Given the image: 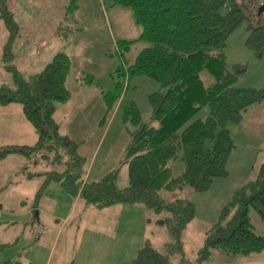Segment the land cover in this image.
<instances>
[{"label":"trees","instance_id":"trees-1","mask_svg":"<svg viewBox=\"0 0 264 264\" xmlns=\"http://www.w3.org/2000/svg\"><path fill=\"white\" fill-rule=\"evenodd\" d=\"M262 3L264 0L112 1V6L130 9L141 28L136 39L117 42L121 58L126 61L125 53L137 41L144 46L131 63L110 72L114 91L102 92L105 115L119 101L124 80L147 75L160 84L159 90L148 95L150 116L156 125L143 121L134 104L126 107L125 115H132L136 129L131 131L132 138L122 160L128 163V184L119 189L115 184L116 170L100 180L82 178L84 161L78 152L79 143L62 133L53 117L57 104L71 96L66 86L69 56L58 51L38 71L22 74L12 55L18 24L8 1L0 0V18L9 33L3 67L12 77L11 85L0 84V105L19 104L37 135L34 145H0V160L16 154L25 157L27 161L19 164V170L31 178L34 174L42 175V171L29 173L28 164L33 162L29 160L44 148L53 152L51 158L55 161L51 165L58 167L51 170L53 174L48 172L44 185L58 181L68 194L96 209L141 202L157 213L167 211L169 215L163 221L171 237L166 244L169 248L161 252L147 245L129 264H172L170 255L181 251V233L194 217L192 203L185 197H176V191L184 188L204 191L214 178L227 174L226 163L234 144L226 125L241 121L249 107L264 100V85L260 88L233 85L238 72L229 68L224 53L228 36L243 22L248 31L245 45L256 55L264 51V14H258ZM71 8H76V0L70 1L67 9ZM204 73L213 80L205 83ZM82 81L91 84L92 78L83 76ZM202 106H207V116L190 121ZM42 157L41 162L51 163L45 159L48 158L45 152ZM174 162L183 164L178 175L172 171ZM35 163H39L37 159ZM161 191L173 194L174 198H163ZM249 208L264 223V162L258 176L237 188L222 207L217 221L206 232L198 261L207 260L214 249L244 256L264 251V235L254 232Z\"/></svg>","mask_w":264,"mask_h":264},{"label":"rangeland","instance_id":"rangeland-1","mask_svg":"<svg viewBox=\"0 0 264 264\" xmlns=\"http://www.w3.org/2000/svg\"><path fill=\"white\" fill-rule=\"evenodd\" d=\"M7 1L21 25V35L16 40L21 43L15 44L13 63L22 74L40 69L35 66L37 60L46 57L40 50L55 45L57 32L66 42L71 57L66 86L71 96L60 103L53 117L64 134L79 143L78 152L84 161L82 178L100 180L116 170V187L124 188L128 184V163L122 160L131 131L136 129L132 115H125L126 107L134 104L143 121L156 125L150 116L148 95L159 90L160 84L147 75L124 80L121 97L108 115L99 93L89 96V108L79 88L84 89L82 76H87L97 89L114 91L110 72L131 63L144 46L140 41L132 45L125 53L126 61L119 55L117 42L136 39L141 31L131 10L112 6L113 0H76L75 9H67L71 0ZM247 34L246 22L231 32L224 48L225 59L229 68L238 72L235 87L260 88L264 85V51L254 54L245 45ZM6 35L0 19V51ZM3 63L0 53V84L11 85V74ZM203 80L209 83L213 78L204 73ZM207 114V106H202L190 121L204 119ZM226 127L234 144L226 163L227 174L214 178L204 191H176V197H185L192 203L194 217L181 233V251L170 255L172 264H264V251L244 256L214 249L207 260L198 261L206 232L217 221L222 207L237 188L258 176L264 162V100L249 107L241 121L227 123ZM36 139L35 134L22 144L34 145ZM44 152L51 163L41 162ZM51 156L53 152L44 148L31 156L28 172L42 171V175L31 178L19 170L25 157L16 154L0 161V245H4L0 246V264H129L147 245L161 252L169 248L166 244L171 237L163 221L169 215L167 211L157 213L141 202L124 204L123 210H98L68 194L58 181L44 185L48 172L53 174L51 170L58 169L51 165L55 161ZM36 159L39 163H35ZM171 166L175 175L183 170L181 162ZM160 195L167 200L174 198L166 191ZM249 217L254 232L264 235L259 214L249 208Z\"/></svg>","mask_w":264,"mask_h":264},{"label":"crops","instance_id":"crops-1","mask_svg":"<svg viewBox=\"0 0 264 264\" xmlns=\"http://www.w3.org/2000/svg\"><path fill=\"white\" fill-rule=\"evenodd\" d=\"M10 10H12V9H10ZM13 16H14V19L16 20L17 24H18V34L15 37L14 43L12 45V49L14 50L13 51L14 53L12 52L13 60H14L15 56L17 55V53L15 52V50L17 49V46H15V44L17 43V45H18V43H21V42H18V41L16 42L17 38L21 35V25H20V21H19L18 17L16 18L14 13H13ZM4 27H5V24H4ZM5 29H6V27H5ZM6 31H7V29H6ZM8 34L9 33L7 31V35L3 39L4 43H2V41H1V51H0V53H2V56H3L4 46H5L7 38H8ZM55 37H56L55 45H53L51 47H48V48H43L41 50L39 49L40 52L46 54V57H43L41 60H37L38 63L35 66H37L38 68L41 69L51 59V57L58 51L66 52L67 55L69 56V58H71L70 54H69V51L67 50L68 47L66 45V42L60 36V33L57 32ZM0 39H1V36H0ZM42 43H44V42H42ZM33 48H38V47L34 46ZM17 69L19 70V68H17ZM33 72H35V71H33ZM78 78L81 80L80 77H78ZM82 87L84 89H82L80 87L79 90L81 89L82 91H84V94L82 95L83 96V100L86 101V103H87L86 105L89 106V108H90V105H91V99H89V96L94 95L96 97L98 95V93H99L98 96H99V98H101V101H103V96H102L103 89L102 88H100V89L98 88L97 89V85L92 84V83L91 84H84ZM60 105L61 104H57V107H56V110H55L54 114H57V108ZM61 129L63 130V128L60 126V130ZM62 130H61V132L65 133ZM34 136H35V131L32 128V126L30 125V123L24 117L23 111H22V107L19 104L11 103V104H7V105H0V145L9 144V143H13V144L20 143V144H22V142H24L27 139H31ZM8 157H12V155L7 156L6 158H8ZM6 158H4V159H6ZM0 161H2V160H0ZM20 163H21V161H20ZM116 207H118V208H116ZM123 208H124V204H114V205H111L109 207L101 208V209H98V210L114 209V211H116V209L123 210ZM1 247H4V245H2ZM29 264H32V263H29Z\"/></svg>","mask_w":264,"mask_h":264},{"label":"water","instance_id":"water-1","mask_svg":"<svg viewBox=\"0 0 264 264\" xmlns=\"http://www.w3.org/2000/svg\"><path fill=\"white\" fill-rule=\"evenodd\" d=\"M263 10H264V3H262V4L258 7V14H260Z\"/></svg>","mask_w":264,"mask_h":264}]
</instances>
